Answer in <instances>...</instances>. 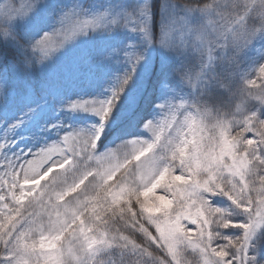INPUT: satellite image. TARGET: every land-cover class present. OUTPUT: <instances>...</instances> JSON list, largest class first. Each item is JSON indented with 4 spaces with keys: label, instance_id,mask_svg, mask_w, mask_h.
I'll return each instance as SVG.
<instances>
[{
    "label": "snow or ice",
    "instance_id": "6c2138e0",
    "mask_svg": "<svg viewBox=\"0 0 264 264\" xmlns=\"http://www.w3.org/2000/svg\"><path fill=\"white\" fill-rule=\"evenodd\" d=\"M0 264H264V0H0Z\"/></svg>",
    "mask_w": 264,
    "mask_h": 264
},
{
    "label": "rangeland",
    "instance_id": "374dc122",
    "mask_svg": "<svg viewBox=\"0 0 264 264\" xmlns=\"http://www.w3.org/2000/svg\"><path fill=\"white\" fill-rule=\"evenodd\" d=\"M89 2H90V0H89ZM119 70L120 71H123V66H120Z\"/></svg>",
    "mask_w": 264,
    "mask_h": 264
}]
</instances>
